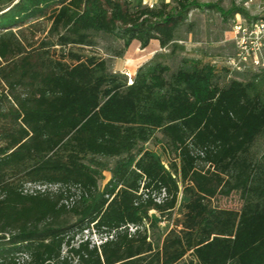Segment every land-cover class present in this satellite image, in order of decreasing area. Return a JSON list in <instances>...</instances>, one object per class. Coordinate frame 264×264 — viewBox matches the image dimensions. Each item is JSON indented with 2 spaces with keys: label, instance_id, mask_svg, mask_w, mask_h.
<instances>
[{
  "label": "trees",
  "instance_id": "obj_1",
  "mask_svg": "<svg viewBox=\"0 0 264 264\" xmlns=\"http://www.w3.org/2000/svg\"><path fill=\"white\" fill-rule=\"evenodd\" d=\"M217 1L0 0V264H264V67L222 86L186 59L130 84L109 67L134 40L183 50L193 9L246 16ZM99 36L107 58L80 52ZM231 192L238 210L212 205Z\"/></svg>",
  "mask_w": 264,
  "mask_h": 264
},
{
  "label": "rangeland",
  "instance_id": "obj_2",
  "mask_svg": "<svg viewBox=\"0 0 264 264\" xmlns=\"http://www.w3.org/2000/svg\"><path fill=\"white\" fill-rule=\"evenodd\" d=\"M200 4L217 3V0H197ZM231 0H220V5L228 9ZM235 6L242 7L246 16H227L223 18L213 9L202 6L193 9L187 16L186 23L192 24L191 31H181L183 40L179 45L183 50H177L172 54H167L163 49L154 51L151 47L141 48L133 45L128 48L121 58H110L109 67L112 71L124 74L127 82L133 79L137 68L150 60L157 58L168 64L172 70H175L183 61L198 62L200 64H211L217 75V82L220 86L227 84L232 79L247 80L264 67V38H258L259 35L250 34L251 25L258 19H264V5L261 0L253 2L248 6L243 3L246 0H234ZM259 3V7L257 6ZM237 17V19L235 18ZM231 29V38L224 39V30ZM255 36H257L255 38ZM97 45L93 49L87 47L80 48V52L85 55L97 53L106 57V50L110 46H117L110 38L99 36ZM153 50V51H152ZM134 51V52H133ZM132 55V56H131ZM164 55V56H161ZM2 83H0L1 87ZM8 107L7 99L0 96V112H5ZM150 149L158 150V143L149 142L146 144ZM254 154L258 157L264 153V137H259L253 147ZM109 172L103 173V178L99 180L100 188L109 179ZM51 186V189H54ZM25 191L31 192L38 189V186L26 184ZM242 199L236 193L228 195H218L212 200V205L230 210H238L241 207ZM152 213V212H151ZM157 227H153L152 237L163 236L169 229L173 228V220H168L167 216H159ZM174 217V215H173ZM172 217V218H173ZM132 230V228H130ZM88 239L90 243L98 244L104 240V236L94 233L92 230H83L75 235L74 240ZM189 257H187L188 259Z\"/></svg>",
  "mask_w": 264,
  "mask_h": 264
},
{
  "label": "built area",
  "instance_id": "obj_3",
  "mask_svg": "<svg viewBox=\"0 0 264 264\" xmlns=\"http://www.w3.org/2000/svg\"><path fill=\"white\" fill-rule=\"evenodd\" d=\"M126 1H133V0H126ZM140 4L144 7L153 8L157 2L155 0H139ZM264 5V0H261ZM253 2H257V0H247L244 4L245 6H248L249 4H252ZM259 7V3L257 5ZM252 30L250 31V34L259 35L258 38H264V19H258L251 25ZM257 36H255L256 38ZM132 82V79L129 80L130 84ZM40 190H44L45 186L38 187Z\"/></svg>",
  "mask_w": 264,
  "mask_h": 264
},
{
  "label": "crops",
  "instance_id": "obj_4",
  "mask_svg": "<svg viewBox=\"0 0 264 264\" xmlns=\"http://www.w3.org/2000/svg\"><path fill=\"white\" fill-rule=\"evenodd\" d=\"M156 2H159V1H164L165 3H168V2H170L171 0H155ZM247 1V0H246ZM245 1V2H246ZM258 1V0H257ZM244 2V3H245ZM236 3V1H234V0H231L230 1V4H229V7L231 6V5H233V4H235ZM243 3V4H244ZM245 5V4H244ZM228 7V8H229ZM238 16L239 14H235V16ZM236 19H237V17H235ZM233 32H232V30L231 29H225L224 30V39H227V38H231V34H232ZM135 46V45H138V46H140V44H139V42L138 41H136V40H134V41H132L131 42V44H130V46L128 47V48H130L131 46ZM149 47H151L154 51H156L157 49H159V50H161V48H160V45H159V42L157 41V40H155V39H152L150 42H149V44L145 47V49L146 48H149ZM152 50V51H153Z\"/></svg>",
  "mask_w": 264,
  "mask_h": 264
},
{
  "label": "bare ground",
  "instance_id": "obj_5",
  "mask_svg": "<svg viewBox=\"0 0 264 264\" xmlns=\"http://www.w3.org/2000/svg\"><path fill=\"white\" fill-rule=\"evenodd\" d=\"M134 52V51H133ZM132 56V55H131Z\"/></svg>",
  "mask_w": 264,
  "mask_h": 264
}]
</instances>
